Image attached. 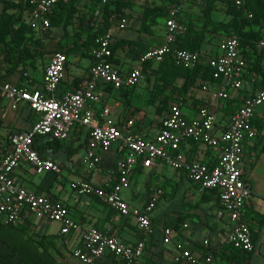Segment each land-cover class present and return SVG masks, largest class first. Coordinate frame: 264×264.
Here are the masks:
<instances>
[{"label":"built area","instance_id":"1","mask_svg":"<svg viewBox=\"0 0 264 264\" xmlns=\"http://www.w3.org/2000/svg\"><path fill=\"white\" fill-rule=\"evenodd\" d=\"M72 1L74 0H27V6L16 13L19 19L16 27L25 24L36 38L39 34L44 41L50 33V16L56 7L60 3L70 4ZM108 1L99 0L92 23L94 29H98L104 22ZM176 1L170 7L168 17L163 20V44L141 53L136 67L128 73L122 72L110 60L113 57L111 47L115 33L126 30L131 22L127 16L113 15V27L95 39L91 51L92 65L81 92L60 94L68 64V57L62 52L51 55L40 89L29 90L10 83H0V95L11 102L13 110L26 104L37 116L31 130L11 138V150L0 165V224L19 226L25 216L29 215L59 224L62 236L81 232L80 224L71 217L65 206L48 196L21 187L14 179L15 170L26 166H31L37 175H60L61 166L42 158L34 148V141L36 138L64 141L69 138L72 129L78 126L89 131L86 154L81 161L87 177L100 168L102 153L108 152L115 143H120L124 152L118 162L119 179L116 184L110 188H102L82 180L74 184V190L79 196H94L120 215L135 219L143 236L147 238L153 234L150 214L163 192L152 191L151 201L143 208H131L122 194L129 189L132 175L139 165L151 169L155 162L161 161L173 170L185 173L200 191H216L232 224L226 244L246 253L255 252L251 228L243 219L252 189L244 179L241 166L244 143L258 135L254 119L258 108L264 105V88L244 97L239 109L224 125L217 112L207 106L200 107L195 117L188 118L183 112L182 103H175L152 140L128 131L135 124L132 120L117 124L112 120L111 108L108 106H103L96 113L97 106L104 102L109 87L113 90L134 89L145 78V72L152 73L149 69L145 70V65L160 64L168 55H172L176 66L183 69H195L202 63L207 64L214 82L205 83L202 91L211 95L217 103L229 101L232 91L244 89L247 63L242 56L237 36L226 38L219 45L217 53L210 56L203 52L177 49L178 37L186 31L181 17L190 1ZM200 2L201 0H197V3ZM236 5L242 7L244 0H236ZM249 18H252L251 14ZM261 47H264V43H261ZM187 140L218 150V163L210 166L197 160H189L181 151L182 144ZM81 233L82 246L72 252V258L81 264H96L107 256L123 264H140L144 255V241L130 246L114 236L111 230L101 231L96 228ZM163 236L165 244L172 243L174 233L171 229H164ZM204 244L210 246L209 241ZM177 250L179 253L174 264L212 263L210 255L202 260L180 244L177 245Z\"/></svg>","mask_w":264,"mask_h":264},{"label":"crops","instance_id":"2","mask_svg":"<svg viewBox=\"0 0 264 264\" xmlns=\"http://www.w3.org/2000/svg\"><path fill=\"white\" fill-rule=\"evenodd\" d=\"M189 1L186 11H189L192 4V0ZM83 2L86 4L89 0H83ZM18 10L13 11L17 13ZM2 11L3 5L0 0V15ZM164 36L165 31L161 43L154 48L163 44ZM43 42L41 45L44 44ZM64 49L65 47L59 45L58 50ZM216 51L218 50L216 49ZM216 51L213 53H217ZM203 53L210 56L207 54L211 52L208 53L204 50ZM140 54L132 66L127 64L124 58L115 55V60L118 62L115 65L122 72L128 73L136 67ZM91 65L92 57L78 58L76 62L73 57H68L66 76L60 94L71 91L81 92L82 85L89 76ZM31 68H35L31 60L18 67L14 62L1 64L0 76L3 77L1 84L10 83L29 90L40 89L43 85L45 71L31 75ZM143 81L144 79L139 83V87ZM263 86V78L255 73L250 74L247 69L244 89L239 92H231L229 100L233 101L231 106L228 105V101L217 103L211 95L203 92L202 89L200 90L201 95L197 98L198 102L188 100L176 103H182L183 112L188 118L195 117L200 107L207 106L217 112L221 124L224 125L229 122L230 116L239 109L241 100L257 92ZM135 94H137V87L107 90L104 102L97 106L96 113L98 114L103 106H108L111 108L112 120L117 124L132 120L135 124L128 131L152 140L159 132L162 121L173 104L168 111L161 115H157L155 111L137 112L134 108ZM36 120V114L28 105L24 104L18 110H13L11 102L0 95V165L5 155L11 150V138L18 133L31 130ZM254 126L258 135L255 139L244 143V159L241 166L244 179L252 189V196L244 209L243 219L249 224L252 231L254 253L239 250L241 253L238 254L236 249L226 244L232 224L221 206L219 194L216 191H200L185 173L173 170L161 161L155 162L151 169L139 165L132 175L129 191L127 193L123 191L122 194L124 201L131 208H143L151 201L152 191L161 190L163 192L150 214L153 234L147 238L143 236L135 219L120 215L94 196H79L74 190V184L82 180L87 182L90 180L92 184L102 188H110L116 184L119 179L118 162L124 155L120 143H115L108 152L102 153L100 168L87 177L81 165L89 140V131L86 128L76 126L72 129L69 138L61 141V145H50L45 150L46 159L61 166L60 175L54 173L37 175L31 166H26L15 170L14 179L21 187L48 196L65 206L71 217L80 224L81 232L91 228L101 231L111 230L114 236L130 246L144 241L145 251L140 264H174V259L179 253L177 250L179 244L202 260L210 255L212 257L211 264H264V105L256 111ZM46 140L49 139L42 138L41 141ZM181 151L187 155L189 160H197L210 166L218 163L220 157L218 150L194 143L191 140L182 144ZM143 175H146L148 180L140 181ZM33 176L40 177V180H36ZM28 220L26 221L24 218L20 225L32 229V224H39V229L33 231L39 235L58 236L65 242L70 255L82 246L81 232L71 236H62L60 234L61 227L57 223L38 220L33 216H29ZM167 228L174 233L171 244L164 243L163 230ZM205 241H209V247L205 246ZM246 255L249 257L245 261L243 256ZM71 263L81 264L76 260ZM96 264L123 263L107 256Z\"/></svg>","mask_w":264,"mask_h":264},{"label":"trees","instance_id":"3","mask_svg":"<svg viewBox=\"0 0 264 264\" xmlns=\"http://www.w3.org/2000/svg\"><path fill=\"white\" fill-rule=\"evenodd\" d=\"M128 0H109L105 8L103 20L104 22L98 29H94L92 25L87 28L84 34L80 36L78 40L73 43L74 45L69 49L48 51L43 50L42 39L36 38L34 33L29 31V27L25 24H21L18 28L16 23L19 22L17 17H13L9 14L10 10L23 9L27 6V0H1L3 5V11L0 17V65L15 63L18 67L21 64H26L27 61L31 60L33 67H35L36 61L40 59L44 54H53L57 51L65 53L68 57L75 56L78 58H91V51L95 45V39L107 32L114 23L111 20L113 15H118L122 8L127 5ZM218 0H208L205 16L211 25H215L211 20V14L214 10V5ZM96 7L99 0H92ZM176 0H170L168 4H165L164 8L160 9L159 15L164 17V20L168 17L170 7L175 4ZM81 0H74L70 4L60 3L54 10L52 16H50L51 28L64 27L72 18L75 10L78 8ZM230 10L233 15H237V18L246 13V21L254 22L257 21L258 12L253 8V0H244V5L238 7L236 0H230ZM95 8L92 12L94 16ZM187 11L182 14V22L185 25L186 31L183 35L178 37L176 47L180 50H187L191 52H203V41L204 33H198L193 27L187 25L184 22V16ZM249 14L252 18H249ZM234 16V17H235ZM87 20L86 24H89ZM31 33V34H30ZM228 37V36H225ZM240 39L242 56L246 60L247 69L250 74L255 73L261 76L264 80V47L256 46V49L249 53V50L245 48L248 46V42L241 37ZM259 39H264V35H259ZM261 40V41H262ZM128 40L122 39L117 40L114 38L112 44L113 57L110 60L112 63H118L115 60L116 51L121 47L122 44H128ZM36 49L41 52L35 53ZM150 50V49H149ZM147 50V51H149ZM144 51L142 53H146ZM150 70L156 77L158 76V82H166L169 78H182L186 82L192 81L197 82L198 89H202L205 83H213L211 75V69L207 64H200L195 69H183L177 67L173 56H166L165 60L160 64L147 63L145 70ZM148 72H145V74ZM151 74V73H149ZM3 77L0 76V83ZM155 88V86H154ZM264 88V86H263ZM108 91L113 90L111 87ZM77 92V91H74ZM233 103L228 101V105L231 106ZM42 138H36L34 141V148L40 153L42 158L44 152L50 145H61L62 142L58 140H46L41 141ZM91 183L90 180H88ZM29 215L25 216V220L29 221ZM241 253L239 250H236ZM68 254L70 251L67 249L65 242L58 236L53 235H39L36 234L28 226H12L0 224V264H73L69 261ZM244 260H248L249 255L243 256Z\"/></svg>","mask_w":264,"mask_h":264},{"label":"rangeland","instance_id":"4","mask_svg":"<svg viewBox=\"0 0 264 264\" xmlns=\"http://www.w3.org/2000/svg\"><path fill=\"white\" fill-rule=\"evenodd\" d=\"M229 1L218 0L215 3L211 14V20L215 25H211L205 16L208 0H201L200 3H197V0H192L191 7L183 18L187 25L193 27L198 33L202 32L205 34L203 51L211 52L207 55L214 54L213 52L216 49L218 50L219 45L226 38L232 36H239L248 42V46L245 47L249 50L248 54H251V51L256 49L253 46L258 49V46L260 48L261 43H264V39H259V35H264V0H253V8L258 12L261 19L257 16V21L250 23L246 21L245 15L247 12L238 18L237 15L235 16L231 13ZM127 2V5L121 9L118 16H127L131 25L126 30L119 31L116 39L119 41L125 39L130 43L122 44L116 51V55L124 58L127 64L132 66L137 61V56L140 53L161 43L165 29L164 17L159 15V12L170 0H128ZM94 8L92 0H89L86 4L81 0L71 20L64 27L51 28L49 35L43 42L45 46L43 50L45 49L47 52L55 51L59 49V45L65 47V49L71 48L74 45L73 43L94 22L92 14ZM13 10H10L9 14L15 18L17 15ZM89 19L91 20L87 25L86 22ZM37 37L40 38V35L37 34ZM34 52H41V50L36 49ZM50 57L51 54L46 53L38 59L35 63V68H31L30 74L35 75L44 72ZM71 57L74 58L75 62L78 59L75 56ZM130 61L132 62L130 63ZM157 78L158 76L156 77L154 74L146 73L141 86H137V94L134 97V108H136L137 112L155 111L157 115H161L163 112L168 111L170 106L177 101L187 102L188 100H195V102H198L197 98L201 94L200 89L197 87V82H186L185 79L172 77L162 83L158 82ZM34 178L40 180L38 176ZM146 180H148L146 175L140 178V181ZM129 189H126L124 193H127ZM38 229L39 224H32V230L37 231ZM71 256L72 254L68 255L70 262L74 260Z\"/></svg>","mask_w":264,"mask_h":264}]
</instances>
